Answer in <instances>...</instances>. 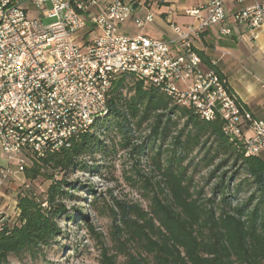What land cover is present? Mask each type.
<instances>
[{
  "label": "built area",
  "instance_id": "obj_1",
  "mask_svg": "<svg viewBox=\"0 0 264 264\" xmlns=\"http://www.w3.org/2000/svg\"><path fill=\"white\" fill-rule=\"evenodd\" d=\"M31 9L38 15L31 16ZM131 13L125 0H0V151L16 160V172L25 170L28 157L70 148L106 115L113 81L124 73L203 120L221 119L245 155L264 148V120L252 116L219 72L203 67L194 45L205 28L225 22L223 0L186 10L191 24L171 22V43L120 33L118 25ZM153 17L148 12L136 27ZM234 21L248 28V41L255 40L264 26V0L243 6ZM230 33L221 27V35ZM171 45L180 51L173 53ZM260 85L264 89V75ZM7 218L0 209V229Z\"/></svg>",
  "mask_w": 264,
  "mask_h": 264
},
{
  "label": "trees",
  "instance_id": "obj_2",
  "mask_svg": "<svg viewBox=\"0 0 264 264\" xmlns=\"http://www.w3.org/2000/svg\"><path fill=\"white\" fill-rule=\"evenodd\" d=\"M197 52L206 68L219 72L203 52ZM107 107V114L96 118L70 148L40 159L63 177L53 178L45 200L27 192L18 194L17 222L8 224L6 220L0 229V264H11L10 256L21 252L35 258L61 235L59 220L68 198L62 187L65 172L90 171L84 158L104 152L109 136L118 135L120 146L128 148L135 134L143 130L147 131L146 139L132 146L143 150L145 143L161 139L150 155L159 178L139 180L149 191L147 209L137 203L113 202L115 210H110L114 219L118 215L119 224L114 223L111 233L113 251L102 245L100 262L264 264V148L257 155H245L242 144L231 141L222 130L221 119L203 120L191 108L178 106L166 94L129 73L113 81ZM182 118L186 119L185 139L181 138L185 128L180 129L174 136L170 156H163L162 144L170 128L177 127ZM203 138L212 139V146L202 158L203 166L210 167L222 157L207 180L228 163L235 168L230 175L227 171L220 175V182L209 196H203V191L194 186L193 176L183 164L191 141L196 146ZM130 179L135 182L134 176ZM233 181L235 192L245 191L244 200L234 205L230 187ZM91 196L92 208L101 211L99 195L92 192ZM88 227L93 230L91 224ZM119 256L124 258L122 262L117 260Z\"/></svg>",
  "mask_w": 264,
  "mask_h": 264
},
{
  "label": "rangeland",
  "instance_id": "obj_3",
  "mask_svg": "<svg viewBox=\"0 0 264 264\" xmlns=\"http://www.w3.org/2000/svg\"><path fill=\"white\" fill-rule=\"evenodd\" d=\"M34 11L30 10L31 16H37ZM42 21L50 23L53 19L42 18ZM134 29L137 30L132 25L130 31L133 32ZM185 124L186 119L182 118L177 127L170 128V132L162 144L163 156H170L174 147V136L180 129L185 128ZM185 132L186 128L181 136L182 140L185 139ZM146 136V130L136 133L134 143L128 148L120 146L118 135L109 136L108 147L104 152L84 158L88 166L91 167L90 171L68 170L65 172V183L62 187L68 192V198L64 200L66 211L59 220L61 235L45 247L41 255L32 258L27 252L13 254L10 256V263L102 264L100 262L101 247L105 245L110 249V252L113 251L111 233L114 223L119 224L118 215L114 219L113 212L110 210V207L115 208L113 202L120 200L125 203H137L147 209L150 202L149 191L143 188L139 180L148 177L154 181L159 178V172L150 155L161 144V139H157L154 144L152 142L145 143L147 147H144L143 150L135 149L132 146L141 144ZM202 141L196 146L191 141L183 164L188 167V174L193 176L194 186L203 191V196H209L213 188L220 182V175L226 171L227 175H230L235 168L231 163H228L216 173L214 178L207 180L213 166L222 157L217 159L214 165L204 167L202 158L212 146V139L203 138ZM26 163L23 181H17L20 192L31 193L39 200H45L53 178H62V173L57 174L50 166L34 157H28ZM130 176H134L135 182L130 179ZM233 182H230V187L233 189L231 201L234 205L244 200L245 191L240 189L239 192H235V181ZM92 192L99 195L98 206L101 211L94 210L91 206ZM88 224L92 225L93 230L88 227ZM123 259L122 256L117 258L119 262H122Z\"/></svg>",
  "mask_w": 264,
  "mask_h": 264
},
{
  "label": "crops",
  "instance_id": "obj_4",
  "mask_svg": "<svg viewBox=\"0 0 264 264\" xmlns=\"http://www.w3.org/2000/svg\"><path fill=\"white\" fill-rule=\"evenodd\" d=\"M132 6L131 16L118 25L119 32L128 35H146L171 43L174 32L171 22L187 25L194 22V17L186 10L206 4L209 0H125ZM260 0H223L226 13L225 22L205 28L194 40L197 51L217 68L225 78L229 87L246 106L252 116L264 120V89L260 79L264 75V26L256 30L255 40L248 41V28L239 26L234 21V14L245 5ZM34 12H38L35 10ZM153 12L152 21L146 22L142 28H137L135 21ZM30 13V11H29ZM134 26L137 30L130 31ZM231 29L229 35H221V27ZM173 53H178L180 47L171 45ZM203 67L206 66L203 64ZM251 133L250 129L246 131ZM17 163L6 152L0 151V209L8 215L7 223L18 220L19 209L17 196L19 180L23 181V172H16Z\"/></svg>",
  "mask_w": 264,
  "mask_h": 264
}]
</instances>
